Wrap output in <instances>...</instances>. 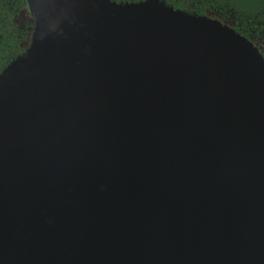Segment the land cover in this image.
<instances>
[{
    "label": "water",
    "instance_id": "water-1",
    "mask_svg": "<svg viewBox=\"0 0 264 264\" xmlns=\"http://www.w3.org/2000/svg\"><path fill=\"white\" fill-rule=\"evenodd\" d=\"M0 72V264H264V53L166 0H26Z\"/></svg>",
    "mask_w": 264,
    "mask_h": 264
},
{
    "label": "trees",
    "instance_id": "trees-1",
    "mask_svg": "<svg viewBox=\"0 0 264 264\" xmlns=\"http://www.w3.org/2000/svg\"><path fill=\"white\" fill-rule=\"evenodd\" d=\"M175 7L219 18L264 40V0H166ZM35 18L26 0H0V72L29 45Z\"/></svg>",
    "mask_w": 264,
    "mask_h": 264
},
{
    "label": "flooded vegetation",
    "instance_id": "flooded-vegetation-1",
    "mask_svg": "<svg viewBox=\"0 0 264 264\" xmlns=\"http://www.w3.org/2000/svg\"><path fill=\"white\" fill-rule=\"evenodd\" d=\"M117 2H138V1H142V0H115ZM255 41V43L260 47V49L262 50V52L264 53V40H257V38L252 37Z\"/></svg>",
    "mask_w": 264,
    "mask_h": 264
},
{
    "label": "rangeland",
    "instance_id": "rangeland-1",
    "mask_svg": "<svg viewBox=\"0 0 264 264\" xmlns=\"http://www.w3.org/2000/svg\"><path fill=\"white\" fill-rule=\"evenodd\" d=\"M255 38H257L256 36H254ZM258 39V38H257ZM262 40V39H261Z\"/></svg>",
    "mask_w": 264,
    "mask_h": 264
}]
</instances>
